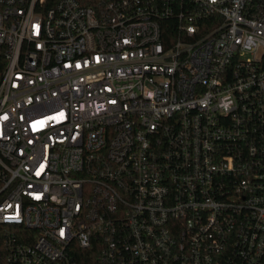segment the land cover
<instances>
[{"label": "built area", "instance_id": "2783aa9c", "mask_svg": "<svg viewBox=\"0 0 264 264\" xmlns=\"http://www.w3.org/2000/svg\"><path fill=\"white\" fill-rule=\"evenodd\" d=\"M0 55V264H264V0H0Z\"/></svg>", "mask_w": 264, "mask_h": 264}, {"label": "trees", "instance_id": "16d2710c", "mask_svg": "<svg viewBox=\"0 0 264 264\" xmlns=\"http://www.w3.org/2000/svg\"><path fill=\"white\" fill-rule=\"evenodd\" d=\"M5 65V60L3 59V57L0 55V75H1V72L3 70V67Z\"/></svg>", "mask_w": 264, "mask_h": 264}, {"label": "snow or ice", "instance_id": "6c2138e0", "mask_svg": "<svg viewBox=\"0 0 264 264\" xmlns=\"http://www.w3.org/2000/svg\"><path fill=\"white\" fill-rule=\"evenodd\" d=\"M37 174L39 175V172Z\"/></svg>", "mask_w": 264, "mask_h": 264}]
</instances>
